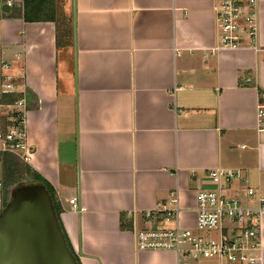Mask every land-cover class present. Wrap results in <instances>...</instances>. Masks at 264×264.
I'll return each instance as SVG.
<instances>
[{"label":"crops","instance_id":"crops-1","mask_svg":"<svg viewBox=\"0 0 264 264\" xmlns=\"http://www.w3.org/2000/svg\"><path fill=\"white\" fill-rule=\"evenodd\" d=\"M215 2L0 0V74L24 84L25 164L52 187L79 264H176L135 234L172 198L192 228L210 169L241 170L264 197V0L256 51L214 49Z\"/></svg>","mask_w":264,"mask_h":264},{"label":"built area","instance_id":"built-area-1","mask_svg":"<svg viewBox=\"0 0 264 264\" xmlns=\"http://www.w3.org/2000/svg\"><path fill=\"white\" fill-rule=\"evenodd\" d=\"M213 18L215 50L258 49L257 0H216ZM0 71H9L6 61L0 60ZM23 87L11 74H0V97L16 96L11 104H0L6 109L7 123L0 129V155L11 154L25 163L30 151L25 136V99L18 91ZM256 120L257 130L264 132V105L260 102ZM206 180L212 188L196 193L192 228L181 225V209L177 199L172 198L171 207L161 206L143 213L142 218L150 227L135 234L136 248L174 252L176 264H197L202 260L262 264L264 197L249 186L241 170L210 169ZM69 203L76 208L75 198ZM171 223L170 229L161 227Z\"/></svg>","mask_w":264,"mask_h":264},{"label":"water","instance_id":"water-1","mask_svg":"<svg viewBox=\"0 0 264 264\" xmlns=\"http://www.w3.org/2000/svg\"><path fill=\"white\" fill-rule=\"evenodd\" d=\"M0 264H78L42 185L19 188L0 213Z\"/></svg>","mask_w":264,"mask_h":264},{"label":"trees","instance_id":"trees-1","mask_svg":"<svg viewBox=\"0 0 264 264\" xmlns=\"http://www.w3.org/2000/svg\"><path fill=\"white\" fill-rule=\"evenodd\" d=\"M15 99H16V96H12V95L2 96V97H0V104H11L13 101H15ZM0 159H1L0 161L2 164L3 172H4L3 183H4L5 187H7L11 182L18 181L20 176H22V174H23V175L28 176L31 179V182H32L31 184H39V185H42L46 189V191L48 192V194L52 200L57 219L59 221V224L61 226V229L63 231L64 237L66 240V244H67L69 250L71 251L69 243H68L67 238H66V235L64 233V230H63L62 225H61L60 220H59L60 208L55 201L54 191H53L52 187L49 185V183L46 182L45 180H43L41 177H39L26 164H22L23 166L21 167L18 164V160H17L16 156H14V155L1 154ZM77 263L79 264L78 260H77Z\"/></svg>","mask_w":264,"mask_h":264},{"label":"rangeland","instance_id":"rangeland-1","mask_svg":"<svg viewBox=\"0 0 264 264\" xmlns=\"http://www.w3.org/2000/svg\"><path fill=\"white\" fill-rule=\"evenodd\" d=\"M69 154H71L70 148H69ZM17 160H18V164L21 167L23 166L22 164H25L19 158H17ZM3 175H4V172H3L2 164L0 161V184H1V187H0V213L2 212V210L5 209L7 204L12 200V194H14L19 188L29 186L32 183L31 179L28 176L22 174V176H20L18 181L11 182L7 187H5L4 183H3V181H4ZM197 264H218V262L213 261V260H209V261L202 260L200 262H197Z\"/></svg>","mask_w":264,"mask_h":264}]
</instances>
